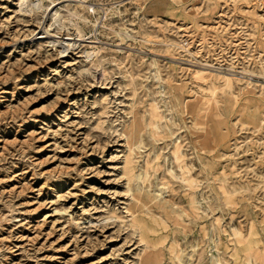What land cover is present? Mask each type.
Instances as JSON below:
<instances>
[{"label": "rangeland", "instance_id": "374dc122", "mask_svg": "<svg viewBox=\"0 0 264 264\" xmlns=\"http://www.w3.org/2000/svg\"><path fill=\"white\" fill-rule=\"evenodd\" d=\"M0 264H264V0H0Z\"/></svg>", "mask_w": 264, "mask_h": 264}]
</instances>
